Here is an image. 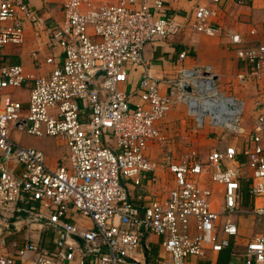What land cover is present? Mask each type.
<instances>
[{
	"label": "built area",
	"instance_id": "obj_1",
	"mask_svg": "<svg viewBox=\"0 0 264 264\" xmlns=\"http://www.w3.org/2000/svg\"><path fill=\"white\" fill-rule=\"evenodd\" d=\"M227 1L241 7L255 0H206L183 22L167 14L164 0H62L60 24L43 41L35 31L47 52L42 64L50 67L35 77L7 64L4 49L23 44L25 25L37 17L27 0H0V228L53 234L51 248L42 239H27L12 255L0 254V264H139L138 249L148 234L161 238L166 256L154 264H188L232 246L238 236L233 216L264 222V42L251 46L238 34L227 35L245 67L238 82L261 87L250 127L243 123L245 102L218 89L210 65L186 66L182 52L173 77L155 78L143 58L147 44L178 35L184 24L220 37L222 30L211 22ZM39 54H31L36 62ZM137 67L143 74L128 92L123 86ZM27 83L24 107L12 90ZM178 104L193 136L217 131L224 147L211 146L202 156L190 141L174 156L158 124ZM13 131L61 140L66 152L50 168L44 153L20 145ZM239 141L251 168L247 210L240 207ZM160 170L171 176L172 186L137 208L128 186L156 184ZM212 186L221 188L218 208ZM75 215L92 228L71 222ZM229 256L228 264H264V235Z\"/></svg>",
	"mask_w": 264,
	"mask_h": 264
},
{
	"label": "crops",
	"instance_id": "obj_2",
	"mask_svg": "<svg viewBox=\"0 0 264 264\" xmlns=\"http://www.w3.org/2000/svg\"><path fill=\"white\" fill-rule=\"evenodd\" d=\"M203 3H206V0H164L167 14L177 16V20L180 22L184 21L183 18L185 16L187 20L191 18L195 5ZM27 4L36 15L37 21L35 23L28 22L25 25L23 44L20 46H7L4 49V59L9 65H21L25 74L37 77L46 74L50 70V67L42 64L43 56L47 52L43 45L38 44L35 31L39 30L43 41L45 40L44 37L47 30L60 24L62 21V0H27ZM211 25L217 26L222 30L220 37H208L203 34L194 33L188 24H184L182 31L178 35L147 44L143 51V58L147 63L149 74L155 78L173 77L179 63L178 55L182 52L186 53V57L183 60V64L186 66L210 65L217 76L218 89L224 93L233 92L231 94L245 102V112L251 111V119H246V122H244L246 127H250L254 119L253 102L257 94L260 93L261 87L260 84L250 80H246L243 83L238 82L237 75L244 73L245 67L237 60L233 51L228 46L227 35L230 33L238 34L247 45L251 46L264 42V0H255L251 4L241 7H236L230 1H227L219 11L218 16L212 20ZM251 30H254L253 35L250 34ZM38 49L40 50L39 61L36 62L31 54ZM142 74L143 68L141 67L131 69L128 75V82L123 86V89L132 92L137 87ZM28 86L29 84L27 83L21 89L12 90L13 98L22 102L24 107H26L28 98ZM240 89L246 90L240 91ZM135 100L137 99L135 98ZM184 119H186L185 108L183 105L178 104L172 107L158 124L165 133L166 138L172 142V145H184L190 141H194L193 145L200 149L202 156L207 154V148L211 146L220 145V148L224 147L225 140L219 141V132L215 131L211 133V130L205 129L195 137L190 133L188 126L185 125ZM186 127L187 131L184 129ZM208 133L211 134L209 137H206ZM12 137L24 147H32L42 151L45 155V163L50 168L55 166L57 160L66 151L63 142L58 139L49 137L42 139L33 138L17 131L12 132ZM53 140L56 143H61L64 150L58 154H54L47 147L43 146L44 143ZM237 144V152L239 153L238 162L244 164L241 168L240 186H246L247 192V181L251 174V168L246 158L240 154L241 142L239 141ZM157 176L156 184L150 185L144 181L142 187L128 186L129 201L134 206L142 209L146 200L157 195L161 188L165 187L168 189L172 186L171 176L165 171H158ZM205 183L208 184L209 181L205 180ZM212 187L216 192L213 207L218 208L222 200L221 188L220 186ZM242 194L241 192L240 207L243 210H247L250 207V200L247 205L245 202V206ZM70 221L76 222L86 229L92 228L90 221L76 215ZM232 221L237 226L238 236L236 241L232 242L233 244L229 249H225L215 255L206 253L204 258L191 259L188 264H208L209 260L215 264H228L230 251L242 252L249 240L259 234L264 235V222H256L251 216L245 214L235 215L232 217ZM19 233L20 230L13 231L11 229V231H6L0 228V243L3 241V245H0V254L12 255L15 248L23 244L27 239L33 242H38L42 239L41 245L47 248L52 247L51 239L53 234L51 231H40V233L36 231L37 238L34 240L29 235L31 232L28 235L27 233H23L25 235H22L23 238ZM42 233H49L50 238H43ZM20 237L22 238V243L17 245V240ZM161 241L160 237L153 234H148L142 239L138 251L143 260L139 264H154V260L157 258L166 257L161 247ZM234 262L239 264L237 261ZM16 264H19V262L16 261Z\"/></svg>",
	"mask_w": 264,
	"mask_h": 264
},
{
	"label": "rangeland",
	"instance_id": "obj_3",
	"mask_svg": "<svg viewBox=\"0 0 264 264\" xmlns=\"http://www.w3.org/2000/svg\"><path fill=\"white\" fill-rule=\"evenodd\" d=\"M242 90H246V89H240V91H242ZM231 93H233V92H227V94H231ZM237 98H239V97H237ZM248 108V107H247ZM250 116H252L251 115V111H247V112H245V116H244V119H243V123L244 122H246L245 120L246 119H251L250 118ZM185 120V125L187 126V117H186V119H184ZM185 127V126H184ZM186 131H187V127L186 128H184ZM185 130H184V132H185ZM28 136V135H27ZM30 137V136H29ZM33 138H35V137H33ZM43 138H45V137H43ZM50 138V137H49ZM40 139H42V138H40ZM29 143V142H28ZM44 147H47V149L48 150H50L51 152H53L54 154H58L60 151H62V150H64V147H65V145H64V147H63V145L61 144V143H56L54 140L53 141H48V142H46V143H44V145H43ZM66 148V147H65ZM210 148V147H209ZM209 148H207V151H209ZM170 149H171V151L173 152V154H174V156H177L180 152H182V151H184L185 149H186V147H185V145H183V144H176V145H171L170 146ZM66 152V151H65ZM199 152H200V149H199ZM157 154V153H156ZM155 153H154V156L156 155ZM245 202H246V205H247V203L249 204V198H248V195L246 194V195H244V205H245ZM245 205V206H246ZM29 232H31L29 235L30 236H32V239L34 240V239H36L37 238V235L35 234L36 233V231H29V229L28 228H26L25 226H23L21 229H20V235L22 236L23 235V233L24 234H26L27 233V235H28V233ZM23 236H25V235H23ZM23 236H22V238H23ZM42 237L43 238H50V234L49 233H42ZM22 238L20 237L18 240H17V245H19V244H21L22 242ZM36 242V241H35ZM48 242V241H47Z\"/></svg>",
	"mask_w": 264,
	"mask_h": 264
},
{
	"label": "trees",
	"instance_id": "obj_4",
	"mask_svg": "<svg viewBox=\"0 0 264 264\" xmlns=\"http://www.w3.org/2000/svg\"><path fill=\"white\" fill-rule=\"evenodd\" d=\"M241 192L243 193L242 195H243V198H244V195L247 194V192H246V186H241Z\"/></svg>",
	"mask_w": 264,
	"mask_h": 264
},
{
	"label": "water",
	"instance_id": "obj_5",
	"mask_svg": "<svg viewBox=\"0 0 264 264\" xmlns=\"http://www.w3.org/2000/svg\"><path fill=\"white\" fill-rule=\"evenodd\" d=\"M186 91H189V89L187 88Z\"/></svg>",
	"mask_w": 264,
	"mask_h": 264
}]
</instances>
